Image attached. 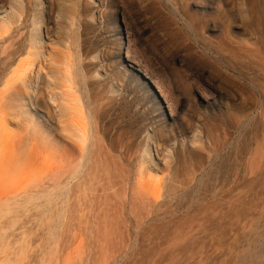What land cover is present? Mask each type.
<instances>
[{"label": "rangeland", "instance_id": "rangeland-1", "mask_svg": "<svg viewBox=\"0 0 264 264\" xmlns=\"http://www.w3.org/2000/svg\"><path fill=\"white\" fill-rule=\"evenodd\" d=\"M31 1L40 40L12 30L7 63L39 83L84 55L67 99L106 136L80 150L57 104H0V264H264V0Z\"/></svg>", "mask_w": 264, "mask_h": 264}, {"label": "bare ground", "instance_id": "bare-ground-1", "mask_svg": "<svg viewBox=\"0 0 264 264\" xmlns=\"http://www.w3.org/2000/svg\"><path fill=\"white\" fill-rule=\"evenodd\" d=\"M31 7V0H24L19 3L16 2V0H6V4L0 5V14H3L0 20V75L1 69L5 67V73H3V75L0 77V85L3 86L2 90L0 91V104L3 106L4 110L12 109L13 106L20 108L25 107L26 109H28V107L29 109L33 108L35 111L42 112L48 120H51L55 117L56 112L54 110L57 107L59 108L58 119L60 122H62V124L64 123V129L70 134L74 135L79 141V144H76V146L72 145V147H77L78 149L84 151L85 149H89L91 147H101L104 145V138L106 136V124L101 117L102 112H100V115H96L97 118L95 120L92 119L90 110L86 108L85 113L81 112L85 120L84 123L81 117H77L78 120L74 117V112L72 111L73 107L67 99L69 92L72 96H76V103L80 104L82 102L80 101V98L83 94L84 78L86 76L85 68L83 66V61L86 60V57H83L84 55H78V58H76L74 61H70L68 58L67 62L62 64L61 69H50L49 67H45V70L47 69L46 74L40 77L39 83H37L35 78L32 77L30 72V66L33 64V61L27 60L23 62L20 67L16 68H13L11 64L7 63L13 58V55L16 52L14 51V48H12L14 47V42H12V30H21L20 43L24 46V48L27 50V54L30 56L33 55L35 47L40 40L37 34H34V31H28L26 26V23L28 22L31 15ZM13 8H15L17 12H15ZM23 15V21L20 23V25H18L17 23L20 21ZM48 19V22L51 23V18L49 17ZM50 28L51 26L48 23L46 26H44V36L46 38H50ZM126 47H128V44H126ZM6 49H8V51L4 52ZM40 67L41 66H39V68ZM155 83L157 84L158 88L161 87L157 82ZM159 90L162 93V90ZM165 97L167 96L165 95ZM49 101L52 104H57V106L53 107ZM166 103L172 114L174 110L171 104H168L167 101ZM82 109L83 108L80 110ZM80 110L79 112L76 111L77 114L80 113ZM64 117L66 120L63 119ZM79 118H81V121H79ZM36 121L41 124L42 130L44 129L46 132H48V128L41 118L36 117ZM30 123L32 122L30 121L25 125V142L23 144L26 145V139H28V145L32 147L38 145V138L36 135L37 130L33 126L31 127ZM139 171L140 175L144 173L142 168ZM79 172V168L69 172L65 177L66 180L74 179ZM62 190L63 189H61V191Z\"/></svg>", "mask_w": 264, "mask_h": 264}]
</instances>
